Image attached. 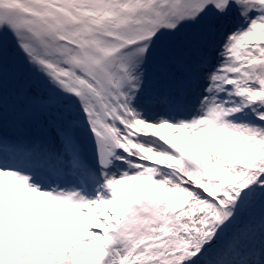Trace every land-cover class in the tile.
I'll return each mask as SVG.
<instances>
[{
  "label": "snow or ice",
  "instance_id": "1",
  "mask_svg": "<svg viewBox=\"0 0 264 264\" xmlns=\"http://www.w3.org/2000/svg\"><path fill=\"white\" fill-rule=\"evenodd\" d=\"M0 264H264V0H0Z\"/></svg>",
  "mask_w": 264,
  "mask_h": 264
},
{
  "label": "rangeland",
  "instance_id": "2",
  "mask_svg": "<svg viewBox=\"0 0 264 264\" xmlns=\"http://www.w3.org/2000/svg\"><path fill=\"white\" fill-rule=\"evenodd\" d=\"M181 135H184V133L182 132ZM175 138V137H173ZM200 147H205L206 145H199ZM129 186L132 187L133 191H135L136 189H143V190H148L151 188H155L156 185L152 184L151 181H128L127 182ZM83 223V221H81V224ZM77 231H79V226H77Z\"/></svg>",
  "mask_w": 264,
  "mask_h": 264
}]
</instances>
